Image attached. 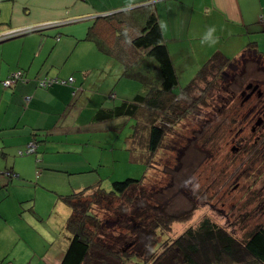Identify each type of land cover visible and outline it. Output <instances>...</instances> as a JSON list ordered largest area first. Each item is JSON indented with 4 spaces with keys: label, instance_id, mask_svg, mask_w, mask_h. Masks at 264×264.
Masks as SVG:
<instances>
[{
    "label": "crops",
    "instance_id": "obj_1",
    "mask_svg": "<svg viewBox=\"0 0 264 264\" xmlns=\"http://www.w3.org/2000/svg\"><path fill=\"white\" fill-rule=\"evenodd\" d=\"M145 4L155 11L177 75L182 72L181 87L216 53L235 60L251 52L249 46L254 44L264 55V0H0V34L30 29L20 37L0 42V170L11 169L20 175V180L11 182L13 187L35 191L42 179H49L47 170H65L68 176L96 171L97 165L89 157L77 164V173L67 171L68 152L62 148L78 146L77 141L69 140L78 129L102 125L103 129L97 127L96 132H114L113 123L129 117L97 121L101 110L120 105L112 100L123 95L113 90L117 75L111 81L110 76L101 80L106 71L117 66L94 43L86 41V36L98 17ZM56 23L62 24L53 26ZM191 56L193 67L177 66V59ZM18 70H23L29 81L4 89L1 82ZM56 75L73 77V85L37 88V78ZM133 92L135 96L140 89ZM24 96L31 98L28 104ZM82 119L88 123L79 128ZM126 123L129 135L133 134L134 126L130 128L129 120ZM35 137L40 144L37 165L32 158L21 160L17 154ZM40 165L41 174L37 170ZM29 178L35 179L34 186ZM8 181L0 176V194L5 196H0V220L5 228L0 233V264H60L68 233H63L61 224L54 219L52 222L51 216L46 217L48 208L39 211L32 205V195L5 202L11 184ZM83 181L78 180L80 185L71 182L55 193L79 192L87 188ZM79 186L82 189L76 191ZM26 211L31 214H24Z\"/></svg>",
    "mask_w": 264,
    "mask_h": 264
},
{
    "label": "trees",
    "instance_id": "obj_2",
    "mask_svg": "<svg viewBox=\"0 0 264 264\" xmlns=\"http://www.w3.org/2000/svg\"><path fill=\"white\" fill-rule=\"evenodd\" d=\"M55 39L59 41L60 36L56 35ZM86 41L94 43L106 57L118 61L123 66L124 76L145 82L135 100L102 109L97 121L120 117L135 119L131 148L147 151L148 170L171 131L185 117L199 114L197 109L205 105L209 93L215 92L217 84H221V73L234 62L216 53L180 88V92H174L179 86V77L150 4L98 17ZM249 49L252 56L264 59L254 44ZM18 71L26 80L18 83H27L29 79L24 71ZM68 80L58 75L44 76L37 78L36 83L38 89L50 90L55 86H72L74 78L72 83H62ZM3 81L4 89H13L18 84L6 87ZM38 141L35 137L17 152L18 157L37 156ZM30 144L35 145L33 152H28ZM254 153L256 159H264V150L255 148ZM0 175L9 180L20 179L11 169L0 170ZM144 180L145 177L115 182L111 191L99 182L79 192L59 195L71 209L65 224L68 245L60 264H127L134 261L137 264H264V224L239 238L206 218L199 228L186 229L168 246L158 244V236L170 233L173 223L188 221L193 212L164 213L163 205L157 204L151 192L148 195ZM96 208L106 212L109 218H117L115 224L104 223V217L96 215Z\"/></svg>",
    "mask_w": 264,
    "mask_h": 264
},
{
    "label": "rangeland",
    "instance_id": "obj_3",
    "mask_svg": "<svg viewBox=\"0 0 264 264\" xmlns=\"http://www.w3.org/2000/svg\"><path fill=\"white\" fill-rule=\"evenodd\" d=\"M193 58L191 56L177 59V66L180 68L183 64L191 68L194 65ZM110 60L117 69L106 71L107 75L102 76L101 80L110 76L111 81V78L117 75L113 90L115 94L119 91L123 95H117L112 102L120 104L126 99L132 102L136 98L133 91L141 90L145 82L124 76L123 66L114 59ZM181 74L182 72H179L178 77L182 81ZM98 76L101 77V74ZM219 78L221 84H217V90L221 93L217 90L210 92L205 105L197 109L199 114L193 113L178 123L160 151L152 158L149 170L146 163L147 151L131 148L132 134L129 135V124L126 122H131L132 129L136 123L135 119L122 118V121L113 123L116 131L105 133L96 132L97 127L98 130L103 129L102 125H95L88 130L81 128L83 124L88 123L82 119L80 124H77L81 128H77L79 132L72 133L69 137V140L77 141L78 146L67 144L69 146L62 148V151L68 152L65 156L66 168L69 172L77 173V164L89 157L96 163V171L68 176L65 170H47L46 178L49 179H42L35 191L13 187L15 180L8 179V185L12 183L5 202L32 195V205L39 211L48 208L46 217L51 216L52 222L54 219L61 224L65 233V224L71 215V209L59 198V195L66 194L55 193V189H65L64 186H69L71 182L80 185L82 182L78 180H84V187L101 182L106 190L111 191L115 182H123L129 178L140 180L145 177L144 186L148 195L151 192L157 204L163 205L164 213L181 215L193 212L188 221L173 223L170 233L158 236V244L168 246L186 229L199 228L206 218L227 228L239 238L245 237L257 225L264 224V159H256L257 155L254 153L255 148L264 150V59L250 53L242 55L235 59ZM249 85H259L263 96L257 97L255 94L244 102V98L252 90L248 89ZM180 88V85L177 86L174 92H180ZM125 96L130 98H123ZM147 123L145 120L144 124ZM18 158L25 161L32 158L36 163L35 155ZM56 162L62 164L58 159ZM37 170L41 174L43 165ZM88 178L94 180L87 181ZM29 180L34 186L35 179ZM81 189L79 186L76 191ZM0 196L5 199L3 193ZM94 211L99 218L104 217V223L109 226L115 224L117 218H109L106 212L97 208ZM24 214L31 213L26 211ZM151 217L150 215L147 221ZM2 224L0 220V233L5 231Z\"/></svg>",
    "mask_w": 264,
    "mask_h": 264
},
{
    "label": "built area",
    "instance_id": "obj_4",
    "mask_svg": "<svg viewBox=\"0 0 264 264\" xmlns=\"http://www.w3.org/2000/svg\"><path fill=\"white\" fill-rule=\"evenodd\" d=\"M61 24L62 23H56L53 26H59ZM46 28H50V26H45V29ZM29 31H30L29 28L8 30V31L0 34V42H4V41H7V40H12L14 38L20 37V35L22 33H27ZM19 81H26V80L24 79L23 74H22L21 71H15V72L11 73L8 76V78L3 81V84L6 87H11L14 84L18 83ZM72 82H73V78H69L68 81H63L62 83H72ZM113 97L114 96H112V98ZM25 100L29 101L30 97L26 96ZM34 148H35V145L34 144H30L28 152H33Z\"/></svg>",
    "mask_w": 264,
    "mask_h": 264
},
{
    "label": "water",
    "instance_id": "obj_5",
    "mask_svg": "<svg viewBox=\"0 0 264 264\" xmlns=\"http://www.w3.org/2000/svg\"><path fill=\"white\" fill-rule=\"evenodd\" d=\"M7 41H8V40H7ZM251 88H252V90H251V92H249V93L246 95V97L244 98V102L247 101V100H249L250 97L254 94V92L258 89L257 86H254V87H253V85H249V86H248V89H251ZM244 93H245V92H244Z\"/></svg>",
    "mask_w": 264,
    "mask_h": 264
},
{
    "label": "flooded vegetation",
    "instance_id": "obj_6",
    "mask_svg": "<svg viewBox=\"0 0 264 264\" xmlns=\"http://www.w3.org/2000/svg\"><path fill=\"white\" fill-rule=\"evenodd\" d=\"M255 86H257V90L254 92V94L251 96V98L255 95V94H257V97H262L263 96V92L260 90V86L259 85H255ZM254 87V86H253ZM246 93V92H245ZM250 98V99H251Z\"/></svg>",
    "mask_w": 264,
    "mask_h": 264
},
{
    "label": "bare ground",
    "instance_id": "obj_7",
    "mask_svg": "<svg viewBox=\"0 0 264 264\" xmlns=\"http://www.w3.org/2000/svg\"><path fill=\"white\" fill-rule=\"evenodd\" d=\"M50 27H52V26H50ZM40 29L42 30V29H44V28H37L36 30H40Z\"/></svg>",
    "mask_w": 264,
    "mask_h": 264
}]
</instances>
